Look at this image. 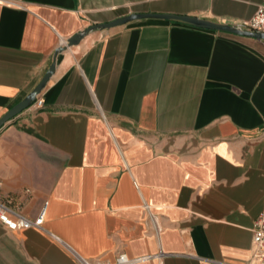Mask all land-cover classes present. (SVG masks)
I'll return each mask as SVG.
<instances>
[{"label":"crops","instance_id":"crops-1","mask_svg":"<svg viewBox=\"0 0 264 264\" xmlns=\"http://www.w3.org/2000/svg\"><path fill=\"white\" fill-rule=\"evenodd\" d=\"M264 0H0V118L55 50L134 13L250 20ZM0 128V264H258L264 38L141 19L88 32Z\"/></svg>","mask_w":264,"mask_h":264},{"label":"water","instance_id":"water-1","mask_svg":"<svg viewBox=\"0 0 264 264\" xmlns=\"http://www.w3.org/2000/svg\"><path fill=\"white\" fill-rule=\"evenodd\" d=\"M141 19L167 20V21L190 25L198 28L235 33L239 35H247L257 38H264V33L239 29L235 24L219 23L208 19L200 18L197 16L176 15V14H167V13H150V12L134 13L120 18H116L107 23L94 24L88 26L87 28L81 30L80 32L74 34L72 37L68 38L64 46L55 50L51 64L49 65L48 69L45 71L39 82L35 85V87L21 101H19L17 104L11 107L0 118V128L12 117H14L15 115H17L18 113H20L21 111L32 105L36 97L40 95L42 90L45 88L46 83L51 77V75L54 73L57 64H59L60 61L62 60L63 58L62 51L65 50L67 46H72L77 44L88 32L92 30L109 29L111 27L124 25L126 23Z\"/></svg>","mask_w":264,"mask_h":264},{"label":"built area","instance_id":"built-area-1","mask_svg":"<svg viewBox=\"0 0 264 264\" xmlns=\"http://www.w3.org/2000/svg\"><path fill=\"white\" fill-rule=\"evenodd\" d=\"M235 25L239 29L264 33V5H259L256 8L250 20ZM32 104L40 108L43 106V99L38 95ZM44 212L43 208L34 219L13 216L9 202L0 201V223L9 230L40 228L43 223ZM251 259L258 264H264V215H259L253 223ZM76 260L79 264H132L136 261L129 258L125 253H119L113 262L93 261L80 256H76Z\"/></svg>","mask_w":264,"mask_h":264}]
</instances>
